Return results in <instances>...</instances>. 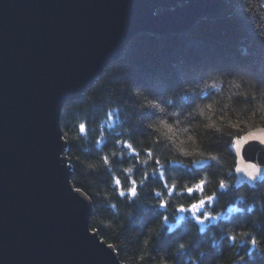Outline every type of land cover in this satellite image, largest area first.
<instances>
[{
  "label": "trees",
  "instance_id": "trees-1",
  "mask_svg": "<svg viewBox=\"0 0 264 264\" xmlns=\"http://www.w3.org/2000/svg\"><path fill=\"white\" fill-rule=\"evenodd\" d=\"M226 1L231 9L226 18L203 19L182 33L132 41L94 85L61 110L70 183L90 202V230L114 249L122 264H264V178L235 189V159L229 149L231 136L264 127V0ZM213 84L215 88H205ZM199 89L207 98L193 101L191 94ZM152 104L156 115L142 119L139 113ZM229 122L240 128H229ZM80 124L86 125L84 133ZM167 124L172 125L171 139L165 135ZM125 141L140 153L138 159L122 147ZM146 149L154 154L151 160ZM180 149L199 154L186 157ZM212 155L215 161L207 159ZM194 161L208 165L195 170ZM158 168L169 187L176 185L171 195L158 171L152 175ZM145 173L149 178L141 185ZM114 178L124 190L135 179L137 197H120ZM200 180L206 182L203 195L217 194L204 211L223 217L203 225L189 213L176 212L201 198L184 191ZM220 180L227 189H219ZM160 199L168 202L166 209L158 207ZM229 207L241 211L228 212ZM251 238L257 240L256 248ZM178 241L186 245L184 255L175 254Z\"/></svg>",
  "mask_w": 264,
  "mask_h": 264
},
{
  "label": "water",
  "instance_id": "water-1",
  "mask_svg": "<svg viewBox=\"0 0 264 264\" xmlns=\"http://www.w3.org/2000/svg\"><path fill=\"white\" fill-rule=\"evenodd\" d=\"M230 14L226 0H0V264H122L70 183L61 110L140 36ZM231 153L235 189L263 179L236 169L264 171V146Z\"/></svg>",
  "mask_w": 264,
  "mask_h": 264
},
{
  "label": "snow or ice",
  "instance_id": "snow-or-ice-1",
  "mask_svg": "<svg viewBox=\"0 0 264 264\" xmlns=\"http://www.w3.org/2000/svg\"><path fill=\"white\" fill-rule=\"evenodd\" d=\"M208 87L215 88L216 85L215 84H213L211 86L205 85V88H208ZM206 98H207V96L204 93V89H199L198 93H192L191 94V99L193 101L196 99H206ZM171 103L172 102L169 100L168 104L171 105ZM156 109H157V105L152 104L150 106H147L146 109L142 113H139V115L144 120L150 119L156 115ZM159 112L161 114H165L163 108H160ZM112 115H115V113H113ZM112 115L109 116L110 121L112 120ZM160 123L162 125L164 124L163 119L160 120ZM165 127L167 128V132L165 133V135L168 137V139H171L172 137L168 134L172 133V130H173L172 125L167 124V125H165ZM209 127L215 128L216 131H220L219 127L216 124H210ZM228 127L231 129H237L238 130L240 128V124L229 122ZM79 128H80V132L84 133L86 130V125L80 124ZM253 142L258 143L261 146H264V128L257 129L255 132H248L245 135H233V136H231L229 149L231 152L235 153L236 155H240L244 152L246 146L250 145ZM99 143H100V141H97V144H99ZM117 143H120V142L118 141ZM122 147L128 149L130 155L136 156L137 159L139 158L140 153L136 152L135 149L132 147V145L130 143H128L127 141L123 142ZM180 151H181V154L183 156H186V157L199 154L198 150H196V149H193L192 151L180 149ZM145 155L148 157L149 160H151L153 158L154 154H153L152 150L146 149ZM103 159H104V163L107 165L109 163L108 157L105 156ZM207 159L210 161H215L217 159V157L212 155V156L207 157ZM147 162H148L147 160L144 161L145 164H147ZM193 163L197 164L199 162L194 161ZM155 164L157 166H160V160H156ZM66 166L69 168L72 166L70 161L66 162ZM125 171L127 173H132L133 169L127 168V169H125ZM157 171L159 174V180L163 182L164 187L167 189L168 193L171 195L175 191L176 185H172L171 187H169V185L166 181L165 172L161 168H158L156 171H154L152 173V175L155 176L157 174ZM236 171L238 173H243V175L246 176L249 181H255L258 177L264 178V171H262V167L256 163L249 164V165H247L246 168H237ZM148 178H149V174L145 173V179L140 182L141 185L144 184L145 181L148 180ZM114 183H115L117 189L119 190L118 194L120 197H129L132 199H135L137 197L138 185H137V182L135 179H132V178L129 179V183L131 186L128 187L126 190H124L123 186L121 185V181L118 178H114ZM205 183L206 182L204 180H200L198 183H195L191 187H186L184 189V191L188 194L189 197H191L193 195V193H200L201 198L194 200L187 208L180 206L176 209V212H178V213H189L191 215V218L195 221V223L199 224V225H203L208 221H216L218 218H223L220 216V214L211 215L209 212L204 211L206 206L212 205L214 203L215 196L217 195L215 193L213 195H207V196L203 195L204 190H205ZM227 188H228V185L224 182V180H220L219 189L225 190ZM75 191L80 192L81 189L76 188ZM159 196H160V193L157 192L156 197H159ZM167 206H168V202L166 200H164V199L159 200V205H158L159 208L166 209ZM227 211L228 212H233V211L238 212L241 210L240 209H233V208L229 207L227 209ZM164 220L166 222L167 217H164ZM169 231H171V227L169 228ZM244 235H248V234L244 233ZM228 239L235 241L236 237L235 236H229ZM249 243H250L252 248H256L257 244H258V242L255 238H251ZM177 245L178 246L176 247V253L175 254L184 255L187 251L185 243H181L178 241Z\"/></svg>",
  "mask_w": 264,
  "mask_h": 264
},
{
  "label": "bare ground",
  "instance_id": "bare-ground-1",
  "mask_svg": "<svg viewBox=\"0 0 264 264\" xmlns=\"http://www.w3.org/2000/svg\"><path fill=\"white\" fill-rule=\"evenodd\" d=\"M193 27H194V26H193ZM193 27H191V28H193ZM191 28H190V29H191ZM190 29H189V30H190ZM187 31H188V30H187ZM181 33H182V32H181ZM165 35H166V34H165Z\"/></svg>",
  "mask_w": 264,
  "mask_h": 264
},
{
  "label": "rangeland",
  "instance_id": "rangeland-1",
  "mask_svg": "<svg viewBox=\"0 0 264 264\" xmlns=\"http://www.w3.org/2000/svg\"><path fill=\"white\" fill-rule=\"evenodd\" d=\"M223 19V18H222ZM201 21V20H200ZM198 23V22H197Z\"/></svg>",
  "mask_w": 264,
  "mask_h": 264
}]
</instances>
